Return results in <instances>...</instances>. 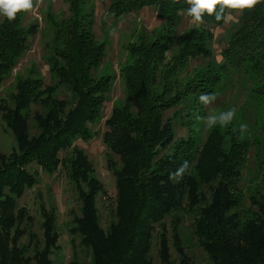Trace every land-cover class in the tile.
<instances>
[{"label":"trees","instance_id":"trees-1","mask_svg":"<svg viewBox=\"0 0 264 264\" xmlns=\"http://www.w3.org/2000/svg\"><path fill=\"white\" fill-rule=\"evenodd\" d=\"M89 1L62 0L68 18L49 21L51 83L44 86L39 78L20 79L11 105L0 107L1 119L15 142L12 154H0V264H52L50 256L57 248L52 215H43L41 249H34L30 258L19 245L25 226L32 223L26 211L17 207L24 190L35 182L28 166L35 164L52 173L63 165L58 154L67 152L77 139L91 138L89 126L100 119L108 101L113 77L95 75L104 61L105 46L94 40ZM35 4L36 0H0V83L37 32L35 24L22 28ZM151 7L171 29L182 12L202 24V29L190 31L168 62L171 46L163 37L152 41L139 37L127 46L131 61L120 71L125 102L113 107L102 135L107 150L119 161V167L108 162L114 178L115 221L106 231L100 227L96 201L104 194L103 185L93 176L85 155L73 149L65 164L80 207L69 233L90 253L88 264H153L155 226L186 212L195 216L193 236L209 264H264V203H256L258 213L251 219L241 218L237 210L241 200L237 182L248 141L228 125L223 130L213 128L201 143L194 128L202 116L200 104L214 98L220 74L226 70L246 73L249 68L255 75L249 80L257 84L251 94L264 108V83L258 78L264 73V0H110L108 12L119 18ZM238 9L240 23L221 54L224 64L208 62L195 80L168 97L176 73L194 59L211 58L206 27H220L226 13ZM159 81L160 95L153 90ZM182 101L187 102L181 118L189 135L174 140L163 114ZM173 246L177 263L170 259L165 235L159 236L160 263L190 264L176 231Z\"/></svg>","mask_w":264,"mask_h":264},{"label":"rangeland","instance_id":"rangeland-1","mask_svg":"<svg viewBox=\"0 0 264 264\" xmlns=\"http://www.w3.org/2000/svg\"><path fill=\"white\" fill-rule=\"evenodd\" d=\"M109 1H89L93 12L94 40L105 46L104 61L95 75L113 77L112 86L107 95L108 101L104 105L100 119L89 126L91 133L89 140L77 139L73 141L67 152L58 154L63 165H59L54 172L47 173L35 164H30L28 171L35 181L34 185L25 189L17 201V207L23 208L32 219L31 225L25 226L26 235L19 239V245L27 249L26 256L30 258L33 256L34 249L42 248L43 215H52L57 235V248L50 256L52 264H68L71 261L88 264L90 261V253L80 246L79 238L69 233L74 219L79 217L80 207L74 184L69 178V168L65 164L66 155L70 156L73 149L80 150L85 155L93 170V176L103 185L104 194L99 195L96 201L100 227L106 231L111 222L115 221L114 178L108 168V162L111 160L119 167V161L107 150L102 135L106 131L104 122L109 118L113 107L120 108L125 102V85L120 71L131 61L127 46L136 42L139 37L149 41L163 37L171 46L166 53V62H168L186 42L189 32L200 30L203 26L182 12L178 13L175 27L171 29L157 17L156 10L152 7L115 18L108 12ZM240 15L239 9L228 11L220 27H206L211 36L207 40V49L212 55L211 58L194 59L184 70L176 73V84L169 81L168 97L195 80L198 77L197 73L208 62L215 66L224 64L221 54L227 48L229 38L240 23ZM67 18V6L62 0H36L35 6L29 9L23 19L22 28L35 24L37 32L27 40L25 51L0 83V107L11 105L12 97L16 92V83L20 79L39 78L44 86L51 83L48 59L51 55L52 27L49 21L50 19L64 21ZM251 74L254 75L249 68L246 73L233 70L221 72L216 94L211 101L200 104L202 116L196 120L194 126L201 143L210 130L213 128L223 130L228 125L240 131L242 138L248 141V152L237 182L241 196L237 210L243 219H251L257 215L256 203H264V108L251 94V90L257 87L254 81L249 80ZM258 78L263 84L264 73ZM162 89L161 81L153 87L158 95L162 93ZM186 104L187 102L182 101L177 107L163 114V121H170L174 140L186 139L189 135L186 120L181 118L186 114ZM14 151V139L2 121L0 112V154L9 156ZM194 217L193 214L179 212L165 218L161 226H155L150 253L153 264H161L158 250L159 236L162 233L167 241L170 259L177 263L178 254L173 246L175 231L190 264L210 263L193 236Z\"/></svg>","mask_w":264,"mask_h":264}]
</instances>
